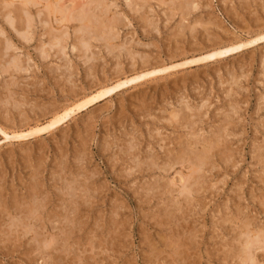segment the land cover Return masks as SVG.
<instances>
[{
    "label": "rangeland",
    "instance_id": "obj_1",
    "mask_svg": "<svg viewBox=\"0 0 264 264\" xmlns=\"http://www.w3.org/2000/svg\"><path fill=\"white\" fill-rule=\"evenodd\" d=\"M31 1L34 0H0V54L5 52L0 55L3 56L0 58L3 61H0V126L10 129V137L15 128L26 129L34 121L39 125L45 123L50 113L103 84L131 75L132 70H140L146 62L158 67L171 66L203 55L214 44L252 38L264 26V0L27 3ZM180 3L188 5V18L178 10ZM51 8H61L66 16L68 11L74 12L71 17L69 13V18L78 13L80 17L64 22L59 12L50 13ZM84 15L94 19L93 25L80 23ZM115 17L126 28L121 25L112 34L111 38L116 36L112 43L117 46L113 54L104 37L110 33L104 24L108 25ZM27 21L31 24L29 32L21 29ZM17 31L28 32L29 40L22 39ZM92 34H101L98 37L104 39L94 42ZM55 37L61 38V43L49 48L50 40ZM13 61H18L20 70L9 65ZM4 63L9 66L4 67ZM160 76L137 87L121 89L111 98L77 113L53 133L13 140L0 132V230L4 231L0 233V264H264V249H259L261 253L254 252L256 257L251 252L246 262L234 256H231L234 261L226 262L223 255L232 245L240 253L238 245L241 248L240 242L245 238L241 236L245 233L244 223L249 227L247 230H252L248 238L254 244L248 248H255L257 237L264 234V43L217 63L172 70L167 76ZM175 112L189 120L171 121ZM225 119H231L234 127L223 130L221 136L229 139L225 143L235 150L231 151L234 156L230 162L220 163L214 157L213 163L209 162L216 168L211 170L212 174L205 167L200 173L192 174L191 158L209 140L213 142L214 137L216 140ZM195 139L200 142L197 148ZM183 151L188 156L171 168L168 161L173 157L178 159L177 155ZM152 162L156 166L149 170ZM138 165L143 168V174L138 173ZM163 165L170 169H164ZM199 174L206 176L199 183L207 192L188 194L184 185L189 186L193 175ZM208 184L213 188L208 190ZM186 197L191 201L189 206L184 202ZM29 207L33 211L30 215L26 214ZM25 231L30 233L22 237ZM55 238L62 244L56 250L52 249L53 244H48ZM170 243L173 248L166 249L164 245ZM183 243L184 247L178 246Z\"/></svg>",
    "mask_w": 264,
    "mask_h": 264
},
{
    "label": "bare ground",
    "instance_id": "obj_2",
    "mask_svg": "<svg viewBox=\"0 0 264 264\" xmlns=\"http://www.w3.org/2000/svg\"><path fill=\"white\" fill-rule=\"evenodd\" d=\"M27 1V0H26ZM29 1V0H28ZM60 1V0H59ZM178 1V0H177ZM12 2V1H11ZM21 2V1H20ZM34 3L35 2V0L34 1H31V2H27V3ZM60 2H62V1H60ZM111 2V1H110ZM191 2V1H190ZM190 2H189V6H190ZM58 3V2H57ZM77 3V2H76ZM102 2H100V4H101ZM131 3V2H130ZM161 3H163V2H161ZM186 3V2H185ZM184 3V5L183 4H181V7H180V4L179 5H177V6H179V11H181V13H183V16H185L186 15V13H189V11H188V5H186ZM25 5H26V2L24 3ZM56 4V3H55ZM145 4V3H144ZM143 4V5H144ZM34 5H37V4H35L34 3ZM74 5V4H73ZM111 5V4H110ZM109 5V6H110ZM244 5V4H243ZM249 5V3L247 4V6ZM28 6V5H27ZM53 6V5H52ZM62 7V6H61ZM112 7V6H111ZM117 7V6H116ZM76 8V7H75ZM106 8V7H105ZM108 8V7H107ZM248 8V7H247ZM9 9V8H8ZM47 9L48 10H50L49 8H48V6H47ZM57 9V8H56ZM89 9V8H88ZM110 9V8H109ZM108 9V10H109ZM171 9V8H170ZM192 9V8H191ZM7 10V9H6ZM60 10H61V8H60ZM59 9L58 10H54V9H52L51 8V11H50V13L51 14H54V13H60L62 16V18H63V20H64V22H68V21H70V19L72 20H75L76 19V17H80V15H79V13L78 12H76V13H78V16H76V17H73V18H69V13H71L70 14V17H71V15L74 13H72V12H70V11H68L69 13H67L68 14V16H66L65 14H64V12L63 11H60ZM65 10V9H64ZM74 10H76L77 11V8L76 9H74ZM80 10H82V9H80ZM84 10V9H83ZM99 10V9H98ZM134 10V9H133ZM151 10V9H150ZM175 10V9H174ZM194 10V9H193ZM33 11V10H32ZM102 11V10H101ZM116 11V10H115ZM196 11V10H195ZM198 11V10H197ZM9 12H11V11H9ZM18 12H20V11H18ZM27 12V11H26ZM139 13H140V11H138ZM75 13V14H76ZM82 13V12H81ZM99 13H100V11H99ZM98 13V15H100ZM247 13V12H246ZM14 14V13H13ZM85 14V13H84ZM107 14V13H106ZM88 15V14H87ZM87 15H84V16H82V20L83 21H80V23L82 22L83 24H84V21H86L87 23H90V24H92V20H94V19H90V17L89 16H87ZM114 15V14H113ZM169 15H171V14H169ZM249 15V14H248ZM14 16V15H13ZM49 16V15H48ZM112 16V15H111ZM115 16H119V15H115ZM187 16V18L190 16L189 14L188 15H186ZM185 16V17H186ZM8 17V16H7ZM100 17V16H99ZM114 17H112V19H113ZM30 19H32V18H30ZM122 19V18H121ZM10 20V19H9ZM63 20H62V22H63ZM28 21H29V19H28ZM27 21V22H28ZM77 21V20H76ZM97 21V20H96ZM104 21V20H103ZM200 21V20H199ZM54 22H56V21H54ZM79 22V20L77 21V23ZM107 22V21H106ZM136 22V21H135ZM149 22V21H148ZM147 22V24L146 25H148L149 23ZM20 23V22H19ZM34 23V22H33ZM81 23V24H82ZM100 23V22H99ZM123 22L122 21H120V19L118 18V19H116V17H115V19L114 20H112L111 22H108V25L107 24H104L105 25V29H109V31H110V33L108 34L107 33V35L105 36L104 35V37H106V41H107V44H109L110 45V47H108V49L110 50H108L110 53H113L114 52V48H116L113 44L114 43H112V40L114 41L115 39H113V38H115L116 36L114 35V37H112L111 38V36H113L112 34H114V31H115V29L116 28H118V27H120L121 25H123L122 27L124 28L125 26H124V23L122 24ZM209 23V22H208ZM211 23V22H210ZM257 23V22H256ZM261 23V22H260ZM14 24V23H13ZM13 24H11L10 23V25H13ZM96 24H97V22H96ZM151 24V23H150ZM34 25V24H33ZM93 25V24H92ZM102 26H103V23L101 24ZM127 25V24H126ZM213 25V24H212ZM217 25V24H216ZM56 26V25H55ZM80 26H82V25H80ZM86 26H90V25H88V24H86ZM127 26H129V25H127ZM151 26V25H150ZM184 26V25H183ZM65 27V26H64ZM99 27H100V25H99ZM185 27V26H184ZM30 28H31V24L28 22L27 24H26V26L25 25H23L22 27H21V29H26V31H31L30 30ZM61 28V27H60ZM88 28V27H87ZM91 28V27H90ZM104 28H99L100 30L101 29H103L104 30ZM126 28V27H125ZM156 28V27H155ZM180 28H182V27H180ZM20 29V27L17 29V30H19ZM81 29V28H80ZM83 30H85L84 28H82ZM94 29V28H93ZM14 30V29H13ZM69 30V29H68ZM76 30V29H75ZM95 30H96V28L94 29V32H95ZM100 30H98V32L100 31ZM102 30V31H103ZM182 30V29H181ZM180 30V31H181ZM185 30H186V28H185ZM258 30V29H257ZM16 31V30H15ZM21 31V30H20ZM50 31H53V30H50ZM56 31V30H55ZM61 31V30H60ZM106 31V30H105ZM108 31V32H109ZM259 32L254 36V37H252V38H249V39H246L245 41H232V42H229V43H221V44H214V46L213 47H211V49H210V51H208V52H206V53H204L203 55H200L199 57H195V58H191V59H187V60H184V61H182V62H179V63H176V64H173V65H171V66H163V67H158V66H152V65H148V63H150V62H146V63H144L143 64V66L141 67V69L140 70H136V69H134V70H132L131 72H132V74L131 75H128V76H125V77H119V75L118 76H116V77H119L115 82H113V83H111V84H103L100 88H98L96 91H94V92H91V93H89L88 95H86L85 94V96H83L82 98H80V99H77V100H75V99H73V100H75V101H73V102H71V103H68L67 105H65V106H63L61 109H57L56 111H54L53 113H50V115H51V117H50V119L49 120H47L45 123H43V124H38V122H32L31 123V126L30 125H27V126H25L26 127V129H14L13 131H12V133L11 134H13V136H9V134H10V132H8L9 130L7 129V128H5V127H2V126H0V132H2L3 131V135H5L6 136V138L7 139H29V138H35L37 135H41L42 133H44V132H48V134H50V133H53L54 131H56V130H58L60 127H62L64 124H66V123H68L71 119H73L74 118V116L78 113V114H81L82 112H85V111H87V110H89L91 107H94V106H96L98 103H100V102H102V101H105L107 98H111L112 96H113V94L114 93H116L117 94V92H119L121 89H125V88H128V87H137V86H139V85H142V84H144V83H147V82H149V81H152V80H155V79H158V77L157 76H160V75H168V74H170V72L172 71V70H178V69H181V70H186V69H188V68H193V67H198V66H202V65H206V64H208V63H217V62H219V61H223V60H226V59H228L229 57H231V56H234V55H236V54H238V53H240V52H243L244 50H246V49H248L249 47H251V46H253V45H255V44H258V43H264V26H263V28H261V29H259L258 30ZM10 32V31H9ZM28 32H24V33H20V32H18L17 31V33L20 35V37H22V39H24V40H29V38H28ZM113 32V33H112ZM142 32V31H141ZM182 32H183V30H182ZM181 32V33H182ZM250 32V31H249ZM251 32H252V30H251ZM6 33V32H5ZM90 33V32H89ZM95 33H97V32H95ZM193 33V32H192ZM83 34V31L81 32V35ZM86 34V33H85ZM102 34V33H101ZM100 34V35H101ZM116 34V33H115ZM8 35V34H7ZM35 35V34H34ZM74 35V34H73ZM77 35V34H76ZM87 35H88V33H87ZM91 34H89V36H90ZM100 35H98V34H92V38H91V40L92 41H94V42H98V41H101L102 39H104V38H102L101 39V37H98V36H100ZM103 35V34H102ZM33 36V35H32ZM57 36H59V35H57ZM185 37V36H184ZM2 38V37H1ZM5 38V37H4ZM16 38V37H15ZM80 38V37H79ZM90 37H88L87 39H89ZM129 39V38H128ZM168 39V38H167ZM243 39V38H242ZM2 40V39H1ZM17 40V39H16ZM80 40V39H79ZM81 40H83V39H81ZM234 40H236V39H234ZM238 40H239V38H238ZM9 41V40H8ZM19 41V40H18ZM20 41H22V40H20ZM55 41V42H54ZM61 41H62V39L61 38H58V37H55V38H52L51 40H50V42H49V48L51 47L52 48V46H54V44L56 43V44H60L61 43ZM67 41V40H66ZM84 41V40H83ZM213 41V40H212ZM231 41V40H230ZM85 42V41H84ZM89 42H90V40H89ZM88 41L86 42V44L87 43H89ZM102 42V41H101ZM119 42V41H118ZM65 43H67V42H65ZM92 43V42H91ZM219 43V42H218ZM27 44V43H26ZM31 44V43H30ZM86 44H83V45H86ZM106 44V43H105ZM87 45H89V44H87ZM66 46V45H65ZM108 46V45H107ZM107 46H104V48H106ZM23 47H24V45H23ZM41 47V46H40ZM63 47V46H62ZM3 48V47H2ZM61 48V47H60ZM118 48H120L119 46H118ZM25 49V48H24ZM89 49H90V47H89ZM2 50V49H1ZM18 50V49H17ZM99 50V49H98ZM105 50V49H104ZM116 51V50H115ZM56 52V51H55ZM79 52V51H78ZM92 52V51H91ZM104 52V51H103ZM3 53H5V52H3ZM3 53H1L0 55H3ZM110 53H109V55H110ZM46 54V53H45ZM92 54V53H91ZM114 54V53H113ZM116 55V54H115ZM115 55H114V57H115ZM92 56H93V54H92ZM117 56V55H116ZM3 57V56H2ZM2 57H0V58H2ZM21 57V56H20ZM113 57V56H112ZM136 57V56H135ZM63 58V57H62ZM120 58V57H119ZM130 58H131V55H130ZM15 59V58H14ZM132 59V58H131ZM130 59V60H131ZM5 60H6V58H5ZM17 60V59H16ZM87 60V59H86ZM1 61V63L3 62L2 61V59L0 60ZM132 61V60H131ZM143 61V60H142ZM6 62V61H5ZM9 62V61H8ZM4 65V67H5V65L6 66H11V67H13V68H15V69H17V70H20L21 69V67H20V64L18 63V61H13V62H11L9 65L8 64H3ZM154 65V64H153ZM25 67H26V64H25ZM132 67V66H131ZM6 68H8V67H6ZM85 68V67H84ZM91 69H92V67H90ZM3 69V68H2ZM11 69V68H10ZM74 69V68H73ZM14 70V69H13ZM16 70V71H17ZM4 71L6 72V70L4 69ZM3 71V73H5ZM9 71V70H8ZM18 72V71H17ZM120 72V71H119ZM8 73V72H7ZM19 73V72H18ZM12 74H14L13 72H12ZM74 74V73H73ZM120 74V73H119ZM4 75V74H3ZM15 75V74H14ZM12 76V75H11ZM161 77H164V76H160L159 78H161ZM174 77V76H173ZM17 79V78H16ZM116 79V78H115ZM235 79V78H234ZM160 80V79H159ZM236 80H238L237 78L235 79V81ZM234 81V80H233ZM18 83V82H17ZM19 84V83H18ZM27 85V84H26ZM25 85V86H26ZM231 85V84H230ZM233 85V84H232ZM144 86V85H143ZM12 87V86H11ZM19 88V87H18ZM29 88V87H28ZM3 89V88H2ZM129 89V88H128ZM198 90V89H197ZM232 90V89H231ZM238 92V91H237ZM8 93V92H7ZM20 93V92H19ZM236 93V92H235ZM238 93H240V92H238ZM74 95V94H73ZM234 95V94H233ZM41 98V97H40ZM202 98V97H201ZM264 98V97H263ZM234 99V98H233ZM1 100H3V98L1 99ZM17 100V99H16ZM235 100V99H234ZM4 101V100H3ZM199 102V101H198ZM10 103V102H9ZM20 103V102H19ZM236 103V102H235ZM24 105V104H23ZM263 105V104H262ZM12 106V105H11ZM2 107V106H1ZM187 107V106H186ZM205 107V106H204ZM33 108V107H32ZM185 108V107H184ZM207 108V107H206ZM205 108V109H206ZM261 108H262V106H261ZM40 109V108H39ZM50 109V108H49ZM191 109V108H190ZM232 109H234V107L232 108ZM236 109V108H235ZM239 109V108H238ZM53 110V109H52ZM182 110H185V109H182ZM188 110V109H187ZM199 110H200V107H199ZM194 111V110H193ZM50 112V111H49ZM173 112V111H172ZM196 112V111H195ZM189 113V112H188ZM206 113V112H205ZM231 113V112H230ZM180 114V113H179ZM179 114H177V112H175V113H172L171 114V117H172V119H170L171 121H174V120H178L179 119V122H181V123H183V122H187L188 120H189V118L188 117H185V116H180ZM215 114V113H214ZM229 114V113H228ZM5 115V114H4ZM45 115V114H44ZM182 115V114H181ZM185 115H187V114H185ZM204 115V114H203ZM224 115V114H223ZM231 115V114H230ZM229 115V118H232L231 116ZM49 116V115H48ZM190 117H191V115H189ZM199 115H197V117H198ZM207 116V115H206ZM226 116H228V115H226ZM200 117V116H199ZM198 117V118H199ZM218 117V116H217ZM222 117V116H221ZM44 118V117H43ZM192 118V117H191ZM197 118V119H198ZM207 118V117H206ZM224 118H225V115H224ZM233 119V118H232ZM7 120V119H6ZM192 120H193V118H192ZM199 120H200V118H199ZM226 120V123L224 122V125H223V127H222V129L220 128H218L219 130H221L220 131V134H217V136H216V140H215V137H214V141L212 142L211 140H209L207 143H206V145L205 146H203V149H202V151H197L193 156V158H195V163L193 162L194 160H193V158H191L190 160L192 161V166H193V170H192V174H194V173H200V171H201V169H203V167H205V170L207 171V172H211V170H213L214 168H215V166H212V165H209V162H212L211 160L214 158V157H216L217 158V160L216 161H218L219 163L220 162H230V158H232V156H234L233 155V152H231V151H235V150H230L229 149V144L228 143H225V142H227L229 139L228 138H222L223 136H221V132L223 131V130H226L227 128H230V129H232L234 126H232V123H231V119L230 120H227V119H225ZM40 121V120H39ZM202 121V120H201ZM203 121H205V120H203ZM90 122V121H89ZM88 122V123H89ZM160 122V121H159ZM164 123V122H163ZM167 124V123H166ZM221 124V123H220ZM193 125V124H192ZM168 126V125H167ZM191 126V125H190ZM221 126V125H220ZM2 127V128H1ZM12 127H14V126H12ZM195 127V126H194ZM197 127V126H196ZM189 128V127H188ZM210 129V128H209ZM217 129V128H216ZM12 130V129H11ZM203 130V129H202ZM215 130V129H214ZM213 130V131H214ZM181 131V130H180ZM196 131V130H195ZM199 132V131H198ZM218 132V131H217ZM201 133V132H200ZM224 134L226 133V132H223ZM226 135V134H225ZM231 135V134H230ZM233 135V134H232ZM185 136V135H184ZM210 136V135H209ZM228 136H229V134H228ZM235 136V135H234ZM189 137V136H188ZM193 137V136H192ZM220 137L222 138V143L221 144H219L220 142H219V139H220ZM227 137V136H226ZM38 138V137H37ZM128 138V137H127ZM190 138V137H189ZM194 138V137H193ZM218 138V139H217ZM13 139V140H14ZM191 139V138H190ZM237 139V138H236ZM136 140V139H135ZM162 140V139H161ZM174 140V139H173ZM193 140V139H192ZM198 140H199V138H198ZM232 140V139H231ZM22 141V140H21ZM187 141V140H186ZM189 141H191V140H189ZM135 142V141H134ZM192 142L193 141H191V143L190 144H192ZM160 143V142H159ZM199 141H197L196 139H195V141H194V145H195V147L197 148V146L199 145ZM132 145V144H131ZM202 145V144H201ZM122 148V147H121ZM130 148V147H129ZM134 148V147H133ZM185 148V147H184ZM190 148V147H189ZM220 148V149H219ZM83 149V148H82ZM170 149V148H169ZM165 150V149H164ZM187 150V149H186ZM122 151V150H121ZM133 151V150H132ZM136 151V150H135ZM161 151V150H160ZM193 151V150H192ZM123 152H125V151H123ZM126 152H128V151H126ZM134 152V151H133ZM166 152V151H165ZM186 153H184V151H183V154H182V152H181V154L182 155H177L179 158L178 159H176V158H174L173 157V159L171 158L168 162H169V165H171L170 167L172 168L174 165L176 166V164L178 163V161H179V163H180V159H182L183 157H185V156H188L187 155V151H185ZM194 152V151H193ZM155 153V152H154ZM125 154V153H124ZM180 154V153H179ZM238 154V153H237ZM125 155H127V153L125 154ZM128 155H129V153H128ZM167 155V154H166ZM150 156V155H149ZM134 157V156H133ZM41 158V157H40ZM147 158H149V157H147ZM146 158V159H147ZM154 158V157H153ZM188 158V157H187ZM150 159V158H149ZM167 159V158H166ZM84 160V159H83ZM132 160H133V158H132ZM151 160H152V158H151ZM154 160V159H153ZM188 160H189V158H188ZM189 160V161H190ZM156 161V160H155ZM41 162V161H40ZM74 162V161H73ZM136 162H137V160H136ZM148 162V161H147ZM158 162V161H157ZM184 162V161H183ZM217 162V163H218ZM29 163V162H28ZM213 163V162H212ZM215 163V162H214ZM85 164V163H84ZM227 164H229V163H227ZM226 164V165H227ZM233 164V163H232ZM38 165H40V164H38ZM78 165V164H77ZM214 165V164H213ZM216 165V164H215ZM139 166V169H138V173L139 174H143L144 172H143V168H141L140 166L141 165H138ZM154 166H156V162H152L150 165H148V168H149V170H152L153 169V167ZM217 166V165H216ZM234 166V165H233ZM78 167H80V166H78ZM145 167V166H144ZM163 167H164V165H163ZM162 168V167H161ZM80 169V168H79ZM164 169H170L169 167L168 168H166V167H164ZM216 169V168H215ZM145 170H147V169H145ZM69 171V170H68ZM122 171V170H121ZM37 172V171H36ZM78 172V171H77ZM135 172V171H134ZM161 172V171H160ZM83 173V172H82ZM137 173V172H136ZM191 173V172H190ZM58 174V173H57ZM131 174H133L132 172H131ZM211 174H212V172H211ZM84 175V174H83ZM203 175V174H202ZM207 175V174H206ZM60 176V175H59ZM82 176V175H81ZM141 176V175H140ZM263 176V175H262ZM4 177V176H3ZM88 178H90V176H87ZM184 177V176H183ZM182 177V178H183ZM33 178V177H32ZM63 178V177H62ZM85 178V177H84ZM185 178V177H184ZM183 178V179H184ZM206 178V176L205 175H203V176H201L200 174L198 175V176H196V175H193V177L191 178V182L189 183V186H188V184H185L184 185V189L187 191V193L188 194H194V195H203L204 193H206L207 192V190L206 189H204V187H201V185H200V180L201 179H205ZM210 178V177H209ZM264 178V177H263ZM57 179V178H56ZM92 178H90V180H91ZM189 179V178H188ZM35 180V179H34ZM72 180V179H71ZM70 180V181H71ZM212 180V179H211ZM153 181V180H152ZM174 181V180H173ZM185 181V180H184ZM188 181V180H187ZM34 182V181H33ZM85 182V181H84ZM181 182V181H180ZM35 183V182H34ZM55 183V182H54ZM63 183H66V182H63ZM62 183V184H63ZM187 183V182H186ZM204 183V182H203ZM44 184V183H43ZM87 184V183H86ZM103 184V183H102ZM168 184V183H167ZM192 184H193V187H192ZM220 184V183H219ZM69 185V184H68ZM81 185V184H80ZM85 185V184H84ZM209 185V184H208ZM36 186H37V184H36ZM64 186V185H63ZM76 186V185H75ZM78 186V185H77ZM155 186V185H154ZM214 186H216V185H214ZM12 187V186H11ZM66 187V186H65ZM98 187V186H97ZM192 187V188H191ZM3 188V187H2ZM30 188V187H29ZM76 188V187H75ZM160 188H163L162 186L160 187ZM168 188H170V187H168ZM171 188H172V186H171ZM212 189L213 187H210V185H209V188H208V190L209 189ZM39 189V188H38ZM58 189V188H57ZM66 189V188H65ZM64 189V190H65ZM142 189V188H141ZM152 189V188H151ZM150 189V190H151ZM174 189V188H173ZM176 189V188H175ZM174 189V190H175ZM83 190V189H82ZM86 190H88L87 188H86ZM85 189H84V192L85 193H87L88 194V191H86ZM153 190V189H152ZM156 190H160V189H156ZM162 190H164V189H162ZM183 190V189H182ZM2 191V190H1ZM161 191V190H160ZM159 191V192H160ZM185 191V192H186ZM41 192V191H40ZM80 192V191H79ZM19 193V192H18ZM32 193H34V192H32ZM44 193H46V192H44ZM68 194L70 193V191L69 192H67ZM94 193V192H93ZM59 194V193H58ZM64 194V193H63ZM157 194H159V193H157ZM167 194V193H166ZM34 195V194H33ZM46 196H47V194H45ZM65 195V194H64ZM74 195V194H73ZM79 195V194H78ZM78 195H77V197H78ZM15 196V195H14ZM32 196V195H31ZM34 197V196H33ZM37 197H38V195H37ZM80 197V196H79ZM88 197V196H87ZM172 197V196H171ZM10 198V197H9ZM62 198V197H61ZM64 198V197H63ZM62 198V199H63ZM68 198V197H67ZM161 198V197H160ZM22 199V198H21ZM88 199H90V198H88ZM258 199V198H257ZM2 200V199H1ZM16 200V199H15ZM85 200V199H84ZM191 200H193V199H191ZM198 200V199H197ZM30 201H32V199L30 200ZM37 201V200H36ZM42 201V200H41ZM200 201V200H199ZM24 202H25V200H24ZM27 202V201H26ZM73 202V201H72ZM78 202V201H77ZM95 202V201H94ZM182 202V201H181ZM184 202L185 203H187V205L189 206L191 203V201H190V199L188 198V197H186V198H184ZM28 203V202H27ZM197 203V202H196ZM237 203V202H236ZM240 203V202H239ZM39 204V203H38ZM70 203H68V205H69ZM74 204V203H73ZM72 204V205H73ZM77 204V203H76ZM75 204V205H76ZM95 204V203H94ZM32 205V204H31ZM47 204H45V206H46ZM83 205V204H82ZM81 205V206H82ZM237 205V204H236ZM239 205H241V204H239ZM238 205V206H239ZM15 206H16V203H15ZM33 206V205H32ZM37 206V205H36ZM35 206V207H36ZM78 207H81V206H79V205H77ZM229 206V205H228ZM18 207H20V205H18ZM41 207H43L42 205H41ZM85 207V206H84ZM224 207H225V205H224ZM68 208H70V207H68ZM73 208H74V206H73ZM183 208V207H182ZM230 208V207H229ZM236 208H238V207H236ZM246 208V207H245ZM16 209H17V207H16ZM24 209H26V207L24 208ZM31 208L29 207V209H27L28 211V213H26V214H31L33 211L32 210H30ZM37 209V208H36ZM57 209V208H56ZM235 209V208H234ZM239 209V208H238ZM237 209V210H238ZM1 210V209H0ZM6 210V209H5ZM17 210H19V208L17 209ZM58 210V209H57ZM59 210H60V208H59ZM246 210V209H245ZM36 211H38V209L36 210ZM75 211V210H74ZM186 211V210H185ZM7 212V211H6ZM21 212V211H20ZM24 212V211H23ZM26 212V211H25ZM73 212V211H72ZM76 212V211H75ZM74 212V213H75ZM78 212H79V214L81 213L80 212V210H78ZM164 212V211H163ZM192 212V211H191ZM19 213V212H18ZM36 213V212H35ZM74 213L72 214V216L74 215ZM232 213V212H231ZM10 214V213H9ZM29 214V215H30ZM51 214V213H50ZM62 214H64V213H62ZM79 214H76V215H79ZM234 214V213H233ZM243 214V213H242ZM20 215H22V214H20ZM71 215V214H70ZM75 215V216H76ZM10 216V215H9ZM52 216V215H51ZM119 216V215H118ZM177 216V215H176ZM23 217V216H22ZM26 217H27V215H26ZM29 217H31V216H29ZM28 217V218H29ZM33 217V216H32ZM58 217V216H57ZM166 217V216H165ZM169 217V216H168ZM235 217V216H234ZM1 218V217H0ZM11 218V217H10ZM19 218H21V217H19ZM237 218H239V216L237 217ZM256 219V218H255ZM254 219V220H255ZM39 220V219H38ZM48 220V219H47ZM60 220V219H59ZM64 220V219H63ZM62 220V221H63ZM226 220V219H225ZM225 220H224V222H225ZM245 220V219H244ZM253 220V219H252ZM49 221V220H48ZM58 221V220H57ZM65 221V220H64ZM109 221V220H108ZM226 221H228V220H226ZM7 222V221H6ZM45 222V221H44ZM66 222V221H65ZM71 222V221H70ZM116 222V221H115ZM222 222H223V220H222ZM229 222V221H228ZM228 222H225V223H228ZM247 222V221H246ZM263 222V221H262ZM24 223V222H23ZM50 223V222H49ZM230 223V222H229ZM261 223V222H260ZM32 225V224H31ZM55 225V224H54ZM58 225V224H57ZM236 225V224H235ZM241 225H243V223L241 224ZM264 225V224H263ZM14 226V225H13ZM28 226V225H27ZM76 226V225H75ZM57 227V226H56ZM55 227V228H56ZM232 227V226H231ZM236 227V226H235ZM234 227V228H235ZM247 225H245V223H244V225H243V232H245V233H243V234H245V235H243L242 234V232H241V236H245V238L247 239H245L246 241H244V239L243 240H241L242 242H240L241 244H242V246H241V248H240V245H238L237 243V245H238V247H239V249L238 250H240V253H238V251H236V249H233V245L232 246H230V248H229V251H227V254H225V252L223 253V255L225 256L224 257V261H229L230 259H232V257L234 256L236 259H239L241 262H246V260H248V257H250V255L252 254L253 256H255L254 254H256V253H254V252H257V251H260L259 249H264V234H259V237H257V242H258V244H260V245H256V247L255 248H253L254 246H252V248H248L249 246L248 245H252V244H254V243H252V244H250L251 242H252V240L250 239V238H248V235L250 234L249 232H251V231H249V230H247ZM255 227V226H254ZM257 227V226H256ZM15 228H16V226H15ZM26 228V227H25ZM81 228H82V226H81ZM249 228V227H248ZM38 229V228H37ZM36 229V230H37ZM70 229V228H69ZM247 231H246V230ZM2 230H5V229H2ZM72 230V229H71ZM241 230H242V228H241ZM1 231V230H0ZM30 231V230H29ZM29 231H25V232H23V236L22 237H25L27 234H29L30 232ZM226 231V230H225ZM229 231V230H228ZM5 232H9V231H5ZM58 232V231H57ZM63 231H61V233H62ZM75 232V231H74ZM78 232V231H77ZM110 232V231H109ZM168 232V231H167ZM238 232V231H237ZM0 233H4V231H1ZM21 233H22V230H21ZM41 233V232H40ZM64 233V232H63ZM66 234H67V232H65ZM70 233H72V231H70ZM179 233V232H178ZM230 232H228V234H229ZM253 233V232H252ZM255 233V232H254ZM32 234V233H31ZM53 234H55V233H53ZM12 235V234H11ZM10 235V236H11ZM48 235V234H47ZM237 235V234H236ZM15 235H13V237H14ZM35 236H37L36 234L34 235V237ZM74 236V235H73ZM241 236L238 238L239 240L241 239ZM7 237V236H6ZM13 237H11L10 239H12V242H13ZM71 237V236H70ZM236 237V236H235ZM17 238H19V236L17 237ZM48 238V237H47ZM54 238V237H53ZM223 238V237H222ZM221 238V239H222ZM254 238V237H253ZM7 239V238H6ZM212 239V238H211ZM238 239H234V240H238ZM249 239L251 240V242H249ZM255 239V238H254ZM8 240V239H7ZM23 241H24V239H22ZM59 240V238L57 239V238H55V239H53L52 241H50V242H48V244H49V246H51L52 244L54 245V247L52 248V249H54V250H56L57 249V247H58V244L59 243H61V242H59L58 241ZM62 240V239H61ZM162 240V239H161ZM164 240V239H163ZM170 240V239H169ZM233 240V241H234ZM16 241V240H15ZM20 241V240H19ZM76 241V240H75ZM77 241H78V239H77ZM165 241V240H164ZM214 241V240H213ZM244 241V242H243ZM7 242V241H6ZM33 242V241H32ZM35 242V241H34ZM254 242H255V240H254ZM10 243V242H9ZM15 243H17V241L15 242ZM31 243V242H30ZM65 243V242H64ZM63 243V244H64ZM6 244V243H5ZM14 244V243H13ZM20 244V243H19ZM187 244V243H186ZM221 244V243H220ZM225 244V243H224ZM227 244V243H226ZM15 245V244H14ZM28 245V244H27ZM32 245V244H31ZM60 245V244H59ZM62 245V244H61ZM60 245V246H61ZM158 246V245H157ZM178 246L179 247H184L185 246V244L183 243L182 245H180V244H178ZM225 246V245H224ZM33 247V246H32ZM164 247L167 249V248H171L172 247V244L170 243V244H167V245H164ZM158 248V247H157ZM173 248V247H172ZM186 248V247H185ZM20 249V248H19ZM154 249L156 250V248L154 247ZM222 249V248H221ZM227 249V248H226ZM254 249H256L255 251H253ZM151 250V249H150ZM46 250H43V252H45ZM52 251V250H51ZM231 251H234L235 252V254L234 255H231L232 254V252ZM50 252V251H49ZM54 252V251H53ZM56 252V251H55ZM252 252V253H251ZM70 253V252H69ZM72 253V252H71ZM220 253V252H219ZM237 253V254H236ZM260 253H261V251H260ZM55 254H57V253H55ZM59 254V253H58ZM57 254V255H58ZM154 254H155V252H154ZM230 254V255H229ZM51 255H52V253H51ZM56 255V256H57ZM159 255H161V253L159 254ZM175 255V254H174ZM182 255V254H181ZM249 255V256H248ZM177 256V255H176ZM184 256H185V253H184ZM219 256H220V254H219ZM232 256V257H231ZM248 256V257H247ZM28 257V256H27ZM57 257H59V256H57ZM152 257V256H151ZM158 257V256H157ZM171 257V256H170ZM183 257V256H182ZM256 257V256H255ZM186 258V257H185ZM259 258V257H258ZM58 259H60V258H58ZM172 259V258H171ZM235 259V260H236ZM250 259V258H249ZM180 260V259H179ZM223 260V259H222ZM233 261H234V259H232ZM232 260H231V262H232ZM31 261V260H30ZM163 261V260H162ZM173 261H175V259L173 258ZM239 261V262H240ZM250 261H252V260H250ZM254 261V260H253ZM175 263H176V261H175ZM225 263V262H224ZM223 263V264H224ZM253 263V262H252ZM259 263V262H258ZM57 264V263H56ZM58 264H59V262H58ZM70 264H71V262H70ZM74 264V263H73ZM260 264H262L261 262H260Z\"/></svg>",
    "mask_w": 264,
    "mask_h": 264
}]
</instances>
